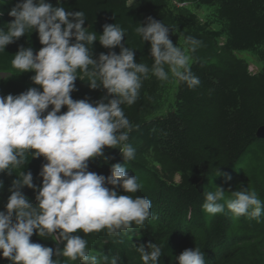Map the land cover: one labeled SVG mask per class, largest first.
<instances>
[{
	"label": "trees",
	"instance_id": "16d2710c",
	"mask_svg": "<svg viewBox=\"0 0 264 264\" xmlns=\"http://www.w3.org/2000/svg\"><path fill=\"white\" fill-rule=\"evenodd\" d=\"M20 0H0V30L14 18L8 12ZM53 7L85 13L88 31L98 36L103 25L118 24L125 30L122 43L132 48L136 62L151 67L150 43L143 41L135 28L146 17L162 21L171 29L170 39L183 46L186 36L202 41L193 55L198 57L190 68L201 83L196 88L174 79L160 81L151 74L140 89L138 100L123 110L133 125L129 143L135 158L124 161L117 149L104 147V156L89 161V171L110 175L112 164H125L129 175L138 177L141 188L132 194L117 189L118 195L146 197L151 201L152 217L142 228L119 237L107 235L106 229L84 234L88 248L98 257L119 256L120 264H143L136 247L155 243L162 247L158 264H177L185 249L199 247L206 264H264V217L261 222L246 216L235 218L230 211L206 213L204 192L215 186L235 191L246 186L254 189L264 201V139L256 136L264 126V0H46ZM20 46L30 47L34 54L43 45L36 31L26 33L0 52V96L18 95L37 87L34 72H19L11 61ZM109 49L94 41L93 58ZM117 54L119 48L112 49ZM248 52L261 61V69L252 74L239 57ZM79 71V70H78ZM74 100L95 102L104 95L102 89H91L88 81L77 79ZM42 91V89H40ZM51 106H49V110ZM62 106L61 113L66 112ZM43 156L32 157L23 171H31L39 186ZM231 176L225 182L217 170ZM12 175L0 173V211L5 210L11 194ZM178 176V180L173 178ZM111 187V186H109ZM22 191L35 204L36 193L27 187ZM31 242L55 248L51 238L35 233ZM62 247V245H61ZM56 259V257H53ZM61 260L66 258L61 257ZM0 264H11L0 257ZM81 264V262H68Z\"/></svg>",
	"mask_w": 264,
	"mask_h": 264
},
{
	"label": "clouds",
	"instance_id": "9594fccd",
	"mask_svg": "<svg viewBox=\"0 0 264 264\" xmlns=\"http://www.w3.org/2000/svg\"><path fill=\"white\" fill-rule=\"evenodd\" d=\"M8 15L14 19L6 31L0 30V52L34 30L43 46L35 54L32 48L20 46L11 61L20 73L34 72L31 80L39 88L0 96V173L16 172L5 210L0 211V257L11 264H120L119 256L92 254L88 241L74 233L106 229L107 235L119 237L133 225L142 228L152 217L151 201L118 195L117 189L132 194L142 186L125 164H112L106 177L89 171V161L103 157L104 147H119L124 161L135 158V149L127 143L133 125L122 106L138 100L149 74L160 81L174 79L190 89L199 86L190 63L198 59L193 54L202 41L186 36L183 46H177L170 39V27L148 16L135 32L150 43L153 63L149 67L136 62L133 49L122 43L125 30L118 24L103 25L98 36L83 27L84 12L53 7L46 0H20ZM94 41L109 49L107 54L93 58ZM115 48L118 54L112 51ZM85 78L89 88L104 90L99 100L71 97L75 81ZM62 106L66 112L61 113ZM29 153L46 161L39 186L31 171H23ZM215 175L231 180L219 169ZM25 187L36 193L35 204L22 191ZM203 194L202 208L210 215L227 209L235 218L246 216L257 223L264 217V201L254 189L241 186L229 192L215 186ZM34 233L50 237L56 247L31 242ZM136 250L143 264H158L162 255V247L155 243L148 244L147 250L144 245ZM176 260L177 264H206L199 247L185 249Z\"/></svg>",
	"mask_w": 264,
	"mask_h": 264
},
{
	"label": "rangeland",
	"instance_id": "374dc122",
	"mask_svg": "<svg viewBox=\"0 0 264 264\" xmlns=\"http://www.w3.org/2000/svg\"><path fill=\"white\" fill-rule=\"evenodd\" d=\"M239 57L242 58L247 63L248 70L252 74L257 73L261 69L262 63L257 58V56L252 55L251 53H248V52H243V53H240ZM173 179L177 181L178 176H175Z\"/></svg>",
	"mask_w": 264,
	"mask_h": 264
},
{
	"label": "water",
	"instance_id": "95a60500",
	"mask_svg": "<svg viewBox=\"0 0 264 264\" xmlns=\"http://www.w3.org/2000/svg\"><path fill=\"white\" fill-rule=\"evenodd\" d=\"M256 136L259 139H264V126H262V127H260V128L257 129Z\"/></svg>",
	"mask_w": 264,
	"mask_h": 264
}]
</instances>
